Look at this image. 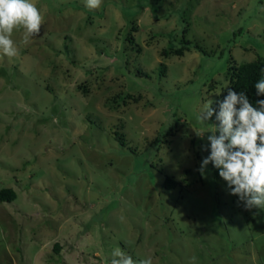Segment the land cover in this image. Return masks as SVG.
I'll return each instance as SVG.
<instances>
[{
  "label": "rangeland",
  "instance_id": "1",
  "mask_svg": "<svg viewBox=\"0 0 264 264\" xmlns=\"http://www.w3.org/2000/svg\"><path fill=\"white\" fill-rule=\"evenodd\" d=\"M182 1L156 18L142 0H31L40 34L25 44L18 27V54L0 50V189L16 193L0 202V264H110L116 247L152 264H264V211L245 210L213 165L200 174L197 135L228 68L264 58V0H199L183 25ZM185 25L190 50L163 56Z\"/></svg>",
  "mask_w": 264,
  "mask_h": 264
},
{
  "label": "clouds",
  "instance_id": "2",
  "mask_svg": "<svg viewBox=\"0 0 264 264\" xmlns=\"http://www.w3.org/2000/svg\"><path fill=\"white\" fill-rule=\"evenodd\" d=\"M84 2L88 9L94 10L103 0ZM43 19L42 10L31 0H0V50L8 57L16 56L18 48L11 38L13 30L22 27L27 44L30 38L40 34ZM254 87L258 97L264 96V78ZM197 122L211 129L207 135L197 134L207 140L202 151L209 153L202 158L200 174L207 178L208 166L213 165L226 182L229 194L238 197L245 210L264 211V99L253 104L245 92L229 88L226 94L209 96L202 102ZM110 264H152V259L134 260L116 247ZM190 264H196V257L191 258Z\"/></svg>",
  "mask_w": 264,
  "mask_h": 264
},
{
  "label": "trees",
  "instance_id": "3",
  "mask_svg": "<svg viewBox=\"0 0 264 264\" xmlns=\"http://www.w3.org/2000/svg\"><path fill=\"white\" fill-rule=\"evenodd\" d=\"M198 1L199 0H183L182 1V7L179 8L180 23L182 25L184 23L188 24L187 20L189 16H191L195 7L198 5L199 3ZM162 4H163V0H144V1L142 0V2L138 4V6H135V5L134 6L137 7V9L140 10L141 12L144 8H149L151 10L152 15L156 18H159V14H160L159 11H160V7L162 6ZM128 14H125V15H128ZM164 16H167V13H165ZM133 19L134 17L132 18V20H130V23L133 22ZM133 31H136L135 25L131 27L126 37V40L132 46V48L136 49V52H139V49L136 48L134 45V41L131 35ZM187 31H188V26L185 25V27L182 30L181 47H169L168 49H165L162 51V55L165 57H169L171 55L182 56L185 51H189L190 50L189 45L191 43L185 39V34ZM196 48L200 52H203V49H201L200 47L196 46ZM161 73H163V70H161ZM139 74L141 73L139 72ZM227 76L229 80L228 81L229 86L223 93L226 94V91L229 88L237 92L243 91L249 96L253 104H255V101L257 99H264V96L258 97L256 95V90L254 87L257 81H259L261 78H264V58H262L260 55H258V57L254 61L243 62L240 64L233 63V65H231L227 70ZM81 89L83 93H87L88 86L82 85ZM134 96L135 95H132L129 93L128 94H118L116 97H114V101L112 103H115L116 106H119L121 104H126L129 99L136 101L138 98ZM221 98L222 97H218V99H221ZM109 107L110 109H113L112 105H109ZM114 136L119 141V143H121V145L124 146L125 144L124 135L122 133L115 131ZM217 173H219V171H217ZM163 185L166 189H174L178 185V181H176L173 177L165 175V180H164ZM15 199H16V193L13 189L11 188L0 189V202L10 203V202H13ZM54 249L57 252L59 251V247L57 244H55Z\"/></svg>",
  "mask_w": 264,
  "mask_h": 264
}]
</instances>
